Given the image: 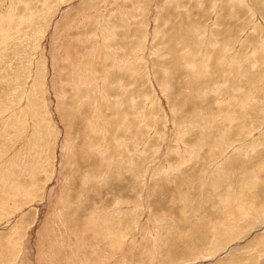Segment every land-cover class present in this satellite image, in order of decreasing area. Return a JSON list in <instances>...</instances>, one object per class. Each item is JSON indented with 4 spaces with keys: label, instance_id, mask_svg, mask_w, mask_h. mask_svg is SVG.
<instances>
[{
    "label": "rangeland",
    "instance_id": "1",
    "mask_svg": "<svg viewBox=\"0 0 264 264\" xmlns=\"http://www.w3.org/2000/svg\"><path fill=\"white\" fill-rule=\"evenodd\" d=\"M0 264H264V0H0Z\"/></svg>",
    "mask_w": 264,
    "mask_h": 264
}]
</instances>
